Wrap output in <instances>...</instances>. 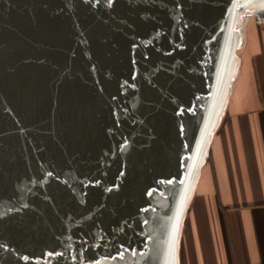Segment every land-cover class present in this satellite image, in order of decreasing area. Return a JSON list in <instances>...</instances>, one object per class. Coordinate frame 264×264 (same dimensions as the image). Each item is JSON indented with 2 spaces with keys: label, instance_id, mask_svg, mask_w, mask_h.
Listing matches in <instances>:
<instances>
[{
  "label": "water",
  "instance_id": "water-1",
  "mask_svg": "<svg viewBox=\"0 0 264 264\" xmlns=\"http://www.w3.org/2000/svg\"><path fill=\"white\" fill-rule=\"evenodd\" d=\"M239 7L0 0V264H168Z\"/></svg>",
  "mask_w": 264,
  "mask_h": 264
},
{
  "label": "crops",
  "instance_id": "crops-1",
  "mask_svg": "<svg viewBox=\"0 0 264 264\" xmlns=\"http://www.w3.org/2000/svg\"><path fill=\"white\" fill-rule=\"evenodd\" d=\"M237 11L219 48L228 46L216 88L224 100L190 163L168 264H264V8Z\"/></svg>",
  "mask_w": 264,
  "mask_h": 264
},
{
  "label": "snow or ice",
  "instance_id": "snow-or-ice-1",
  "mask_svg": "<svg viewBox=\"0 0 264 264\" xmlns=\"http://www.w3.org/2000/svg\"><path fill=\"white\" fill-rule=\"evenodd\" d=\"M183 111V109H181ZM189 111H191V109H189ZM125 143H127V140H125ZM24 259H28L27 256L24 257Z\"/></svg>",
  "mask_w": 264,
  "mask_h": 264
}]
</instances>
